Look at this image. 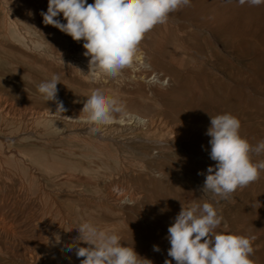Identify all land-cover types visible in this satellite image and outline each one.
Returning a JSON list of instances; mask_svg holds the SVG:
<instances>
[{
  "label": "rangeland",
  "instance_id": "rangeland-1",
  "mask_svg": "<svg viewBox=\"0 0 264 264\" xmlns=\"http://www.w3.org/2000/svg\"><path fill=\"white\" fill-rule=\"evenodd\" d=\"M47 4L0 0V216L8 234L0 230V264H80L78 245L67 246L85 222L164 263L181 204L205 199L231 234L255 236L250 259L264 264V172L230 200L200 190L216 163L211 116L231 113L250 144L264 140V5L191 0L145 35L140 52L150 70L139 62L112 78L88 73L83 41L43 24ZM153 73L168 86L148 85ZM53 74L63 116L37 90ZM94 89L130 115L90 122L82 108Z\"/></svg>",
  "mask_w": 264,
  "mask_h": 264
},
{
  "label": "clouds",
  "instance_id": "clouds-1",
  "mask_svg": "<svg viewBox=\"0 0 264 264\" xmlns=\"http://www.w3.org/2000/svg\"><path fill=\"white\" fill-rule=\"evenodd\" d=\"M231 2V0H229ZM240 5L258 7L264 0H237ZM191 6V0H48L47 11L40 14L44 25H51L74 41H83V55L89 57L88 73L101 70L105 75L117 78L124 69L139 66L140 44L145 35L155 26L167 23L171 13ZM62 15L66 23L58 17ZM35 28V27H34ZM149 68V65H143ZM60 76L53 74L50 80L37 85L45 102L55 103L53 115L66 111L58 99L57 85ZM146 83L166 88L168 79L153 73ZM83 112L88 113L90 122L103 125L114 119V114L128 117L123 106L101 89H94L83 102ZM51 112V111H50ZM133 120L146 124V118L131 116ZM210 159L214 166L207 168L203 197L212 194L213 199L230 200L238 189H243L260 178L264 172V159L253 160V154H264V140L252 145L240 134L241 121L231 113L211 116ZM92 131H96L95 128ZM204 175L203 172L198 173ZM130 203V201H125ZM78 237L68 251L76 247L80 264H152L140 257L132 246H123L122 239L115 233L106 232L91 222L81 224ZM219 230V231H218ZM166 239L170 243L164 264H254L255 236L231 234L220 210L207 199L203 203L193 202L181 210L167 229ZM153 250L159 252L158 246Z\"/></svg>",
  "mask_w": 264,
  "mask_h": 264
},
{
  "label": "bare ground",
  "instance_id": "bare-ground-1",
  "mask_svg": "<svg viewBox=\"0 0 264 264\" xmlns=\"http://www.w3.org/2000/svg\"><path fill=\"white\" fill-rule=\"evenodd\" d=\"M139 62H140V64L141 65H146L147 64V62H145V60H144V56L141 54V52H140V55H139ZM3 198V197H2ZM1 197H0V199H2ZM3 201H4V198H3ZM0 203H2V200H0ZM1 205V204H0ZM1 208V207H0ZM16 209V208H15ZM3 220H5V219H1V216H0V230H2L4 233H5V237L6 236H8V234H6V223L5 222H3ZM8 225V224H7ZM10 225V224H9ZM9 227V226H8ZM12 229V228H11ZM37 230V229H36ZM33 231H35V230H33ZM35 233V232H34ZM2 234V233H1ZM31 234V233H30ZM3 235V234H2ZM12 235V234H11ZM72 237V236H71ZM15 239V238H14ZM3 240V239H2ZM7 240V239H6ZM11 240V239H10ZM30 240V239H29ZM16 242V241H15ZM3 243V242H2ZM122 244H123V246H128L127 244H126V241L124 240V239H122V242H121ZM29 244V243H28ZM31 244V243H30ZM33 244V243H32ZM44 244V243H43ZM11 246V245H10ZM13 246V245H12ZM15 246V245H14ZM87 245H85V244H83V243H80V244H78V246L77 247H86ZM140 246H138V248H139ZM17 248V247H16ZM28 248V247H27ZM32 248V247H31ZM136 247H134V249H135ZM15 249V248H14ZM30 250V249H29ZM136 250V249H135ZM2 251V249H1V247H0V252ZM18 251V250H17ZM52 251V250H51ZM138 251V250H137ZM136 251V252H137ZM54 252L55 251H52V252H50L52 255L54 254ZM13 253V252H12ZM143 253V252H142ZM141 253V254H142ZM10 254V253H9ZM13 255V254H12ZM54 255H56V253L54 254ZM138 255H140V253H138ZM149 256V255H148ZM147 256V257H148ZM144 257V256H143ZM142 257V258H143ZM159 257V256H158ZM157 257V258H158ZM161 257V256H160ZM145 258V257H144ZM169 259H171L170 257H168ZM148 259V258H147ZM148 260H151V259H148ZM158 260V259H157ZM165 260H166V257H165ZM154 262V261H153ZM172 263H174V260L172 261ZM158 264H164V263H158Z\"/></svg>",
  "mask_w": 264,
  "mask_h": 264
}]
</instances>
